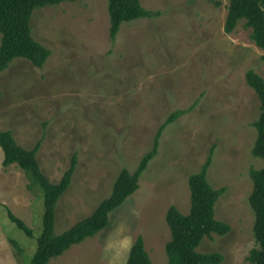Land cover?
I'll use <instances>...</instances> for the list:
<instances>
[{
	"label": "rangeland",
	"instance_id": "1",
	"mask_svg": "<svg viewBox=\"0 0 264 264\" xmlns=\"http://www.w3.org/2000/svg\"><path fill=\"white\" fill-rule=\"evenodd\" d=\"M140 2L157 15L123 22L114 40L107 0L35 8L31 32L50 50L47 60L39 68L18 57L0 74V129L9 128L26 148L38 144L39 169L51 182H59L75 155L70 184L55 205L57 234L108 196L121 168L135 170L172 111L186 110L162 128L138 188L109 213L107 225L48 264H126L137 235L152 264H168L165 213L170 205L188 212V176L211 150L207 180L224 188L214 213L230 228L205 236L197 249L221 253L218 264H250L246 256L256 243L249 169L263 161L252 154L260 102L245 72L264 78V49L242 19L225 32L228 0ZM2 159L0 148V264H31L42 190Z\"/></svg>",
	"mask_w": 264,
	"mask_h": 264
},
{
	"label": "trees",
	"instance_id": "2",
	"mask_svg": "<svg viewBox=\"0 0 264 264\" xmlns=\"http://www.w3.org/2000/svg\"><path fill=\"white\" fill-rule=\"evenodd\" d=\"M61 1L64 0H0V74L18 57L29 60L33 66L39 68L43 66L50 50L33 37L29 20L35 8ZM107 1L109 36L113 40L123 22L157 15L156 11L144 8L140 0ZM226 10L225 32L233 31L242 19L243 26L250 30V39L264 49V0H228ZM245 80L255 91L260 102L259 114L254 120L256 138L252 154L263 161L260 168L249 169L252 179L249 203L254 212L252 230L256 246L249 250L246 259L250 264H264V78L250 68L245 72ZM185 111L183 109L172 111L159 126L152 148L140 158L135 170L121 168L116 174L108 196L101 200L90 214L58 234L54 231L55 205L58 197L70 184L75 155L59 182H51L39 169L35 157L38 144L32 149L26 148L18 144L9 128L0 129L3 166L16 164L25 172L31 183H36L41 188L43 194L41 233L36 240L31 264H48L51 258L61 255L71 245L80 243L104 228L109 221V213L138 188L142 170L156 154L157 136L162 128ZM210 155L198 171L188 176L187 187L190 193L188 212L183 213L176 206L170 205L165 213V221L170 229V238L165 243L168 264H218L223 258L219 252L204 253L197 249L205 236L222 235L230 228L228 223L215 217V202L224 188H213L207 180ZM7 215L28 236L32 234L31 228L8 208ZM13 244L17 247L14 241ZM126 264H152L142 235H137L131 244Z\"/></svg>",
	"mask_w": 264,
	"mask_h": 264
}]
</instances>
